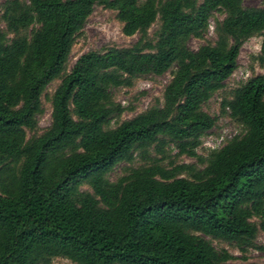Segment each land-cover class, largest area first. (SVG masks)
Masks as SVG:
<instances>
[{
	"label": "trees",
	"instance_id": "trees-1",
	"mask_svg": "<svg viewBox=\"0 0 264 264\" xmlns=\"http://www.w3.org/2000/svg\"><path fill=\"white\" fill-rule=\"evenodd\" d=\"M114 11L125 45L70 47L93 6ZM0 18V264H225L264 231V71L220 102L241 131L196 153L215 116L202 104L260 34L264 7L241 0H2ZM222 14L221 18L213 13ZM213 18L212 41L192 49ZM157 22L152 35L147 29ZM169 71L161 102L119 119L112 87ZM48 95L49 123L37 132ZM114 123L111 125V123ZM29 134L27 135V133ZM175 151L171 153V150ZM185 154L191 162H175ZM126 171L107 173L120 162Z\"/></svg>",
	"mask_w": 264,
	"mask_h": 264
},
{
	"label": "rangeland",
	"instance_id": "rangeland-1",
	"mask_svg": "<svg viewBox=\"0 0 264 264\" xmlns=\"http://www.w3.org/2000/svg\"><path fill=\"white\" fill-rule=\"evenodd\" d=\"M1 1L2 0H0V3ZM241 1L243 5L264 7V0ZM213 16L221 18L222 14L214 12ZM213 22V18H210L207 31L203 37H190L187 40V45L194 49L198 44L204 41H212L214 39ZM156 26L157 22L154 21L147 29L148 35H152ZM0 27H4L1 18ZM136 38V33L125 35L121 32V23L115 18L112 9L96 4L93 6L83 27L73 40L67 58L66 69H68L80 53L88 49H99L108 44L125 45L134 41ZM261 39L262 37L260 34H254L242 41L238 48L235 68L231 74L224 79L223 85L214 91L202 104V109L216 118L213 126L200 137L201 143L195 149L196 153L201 157H205L209 149L218 147L226 139L241 131V125L232 119L226 111L221 110L220 102L223 98L229 97L232 89L248 76L264 71V61L261 62L259 58ZM169 76V71H165L159 75L146 74L134 78L131 85L112 87L110 93L113 100L119 102L123 107H131L130 109L125 108L122 110L119 119L127 118L143 110L148 104L153 102L155 98L158 99L160 103L162 88ZM57 83L58 79L51 81L46 86L41 96L43 112L37 117V132H40L42 128L49 123L50 104L47 97ZM113 124L112 122L111 125ZM28 134L29 132L27 135ZM174 151L175 150L172 149L171 153ZM174 160L175 162H191L198 167L202 166V163H199L194 157L185 154L174 157ZM136 163L137 160L131 163H117L107 173V177L110 180H114L117 176L126 171L128 165ZM205 237L209 239L216 249L225 248L231 254V257L226 260L225 264H264V248H258L253 245L240 249L231 242L211 238L209 236ZM253 242L255 245H264V231H258ZM49 264L74 263L65 257H53Z\"/></svg>",
	"mask_w": 264,
	"mask_h": 264
}]
</instances>
